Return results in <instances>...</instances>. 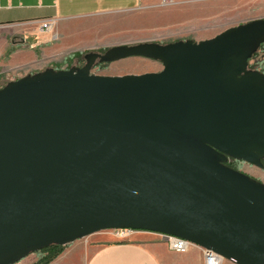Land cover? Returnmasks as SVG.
<instances>
[{
	"label": "water",
	"instance_id": "obj_1",
	"mask_svg": "<svg viewBox=\"0 0 264 264\" xmlns=\"http://www.w3.org/2000/svg\"><path fill=\"white\" fill-rule=\"evenodd\" d=\"M264 17L211 37L112 44L0 88V264L115 227L264 264ZM133 55L158 71L90 73Z\"/></svg>",
	"mask_w": 264,
	"mask_h": 264
},
{
	"label": "crops",
	"instance_id": "obj_2",
	"mask_svg": "<svg viewBox=\"0 0 264 264\" xmlns=\"http://www.w3.org/2000/svg\"><path fill=\"white\" fill-rule=\"evenodd\" d=\"M144 5L154 8L168 5L172 8L171 15L163 17L179 18L180 22L190 19L193 23L195 16H182L198 8L205 9V17L215 15L221 23L234 19L236 23L228 26L264 17V0H0V70L12 72L28 65L38 68L66 54L69 44L76 42V35L100 34L102 27L93 25L94 18L129 13ZM44 19L53 20L52 30L40 26ZM109 27L106 25L104 31H110ZM100 233L112 236V240L101 243L88 254L83 237L77 238L67 243L61 254L48 264H204L203 248L195 243L178 252L164 239L155 235L152 238L149 231H134L127 239L107 230L96 234ZM36 253H29L12 264H33Z\"/></svg>",
	"mask_w": 264,
	"mask_h": 264
},
{
	"label": "rangeland",
	"instance_id": "obj_3",
	"mask_svg": "<svg viewBox=\"0 0 264 264\" xmlns=\"http://www.w3.org/2000/svg\"><path fill=\"white\" fill-rule=\"evenodd\" d=\"M171 10L172 8L168 5H159L157 8H154L152 5H144L142 9L133 10L129 13L128 11L119 12L118 14L110 15L108 18L101 16L94 18L92 21L93 25H99L102 27L100 34L76 35V42L69 44L66 54H61L60 56L53 58L52 61L43 63L38 68L28 65L27 67H21L12 72L0 70V88L9 80H13L22 75H27L28 73H34L36 71L40 72V70L47 67H55L57 69H67L73 65L80 67V65H83L85 62L84 55L86 52L93 50L104 52L106 48L112 44H119L121 42L130 43L132 41L145 39L165 43L172 42V40L185 39L186 37L198 40L210 37L225 29V27L228 26L227 24L235 22L234 19H231L229 22L224 21L221 23L217 20L218 18H216L215 15L205 17L206 11L203 8H198L196 12L182 16L184 18H187L186 16L189 15L193 16L192 18L195 16V18L192 19L194 20L193 23H191L190 19H184L182 22L178 21L179 18L177 20H172L170 18L165 19L171 15ZM106 25H110V31L108 32L104 31ZM112 28H114V32L111 31ZM79 52H82V55L77 56ZM253 61H251V63ZM256 61L257 62H255L251 68H255L264 73V60L260 61L258 58ZM160 68H162V62L160 60L157 61L149 57L145 58L143 56L133 55L131 57L128 56L106 63L96 61L93 68L90 69V73L120 75L124 73L133 74L147 71H158ZM262 163H264L263 160ZM231 166L264 182V165L256 166L245 160H237L234 161V164ZM103 230L109 231V229ZM134 231L136 232V230ZM145 231L146 230H144V232ZM133 232H131L129 236H131ZM96 233H90L83 238V243L88 254L94 251L93 249L95 247L97 248L101 243L112 240V236ZM152 233V238L156 236L160 240L163 239L159 234L154 233L152 235ZM39 250L36 251L37 259L42 254Z\"/></svg>",
	"mask_w": 264,
	"mask_h": 264
},
{
	"label": "built area",
	"instance_id": "obj_4",
	"mask_svg": "<svg viewBox=\"0 0 264 264\" xmlns=\"http://www.w3.org/2000/svg\"><path fill=\"white\" fill-rule=\"evenodd\" d=\"M40 26L43 29L52 30L54 26L53 20L44 19L40 22ZM134 230L136 229H133L130 227H127V228L115 227L113 229H110L109 231L111 232L112 235H115L123 239H127L129 234L133 232ZM155 233L159 234L165 240L166 244L170 248L178 252L185 251L189 247L188 245L191 244L190 241H188L186 238L182 236L179 237L177 235L170 234V233H167V234L160 233V232H155ZM203 255L205 258L204 264H237L236 261L223 257L222 255L220 256L219 254H217L215 251L211 249L203 248Z\"/></svg>",
	"mask_w": 264,
	"mask_h": 264
},
{
	"label": "trees",
	"instance_id": "obj_5",
	"mask_svg": "<svg viewBox=\"0 0 264 264\" xmlns=\"http://www.w3.org/2000/svg\"><path fill=\"white\" fill-rule=\"evenodd\" d=\"M79 55H82V52H79L77 56ZM258 58L260 59V61L264 60V42H262L259 48L255 52L252 53V56L248 61V65L250 68L253 66L255 62H257L256 60ZM251 61L253 62L251 63ZM65 245L66 244L58 245L56 243H51L47 247L41 248L39 251H41L42 254L38 257V259L33 264H48V262H50L54 257L59 256L61 254Z\"/></svg>",
	"mask_w": 264,
	"mask_h": 264
},
{
	"label": "flooded vegetation",
	"instance_id": "obj_6",
	"mask_svg": "<svg viewBox=\"0 0 264 264\" xmlns=\"http://www.w3.org/2000/svg\"><path fill=\"white\" fill-rule=\"evenodd\" d=\"M249 66V65H248ZM238 159H233V158H228L227 160H226V163L228 164V165H233L234 164V161H237Z\"/></svg>",
	"mask_w": 264,
	"mask_h": 264
}]
</instances>
